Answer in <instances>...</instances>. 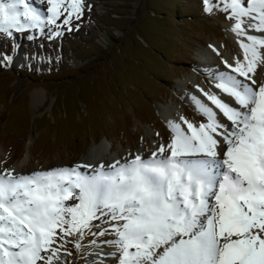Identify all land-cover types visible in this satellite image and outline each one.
Returning a JSON list of instances; mask_svg holds the SVG:
<instances>
[{"label": "snow or ice", "instance_id": "6c2138e0", "mask_svg": "<svg viewBox=\"0 0 264 264\" xmlns=\"http://www.w3.org/2000/svg\"><path fill=\"white\" fill-rule=\"evenodd\" d=\"M47 3L45 14L29 0H0V33L47 27L50 37L60 36L85 8L83 0ZM204 3L210 11L209 0ZM217 6L243 37L242 58L225 60L230 71L212 75L234 103L200 89L211 106L193 100L205 120L195 124L181 116L186 128L169 121L170 142L147 159L137 154L107 167L101 162L27 175L4 169L0 264H56L66 237H82L101 218L114 222L108 227L116 238L104 243L115 245L109 255H118V264H264V82L250 75L264 60V39L249 33L264 32V0H219Z\"/></svg>", "mask_w": 264, "mask_h": 264}, {"label": "rangeland", "instance_id": "374dc122", "mask_svg": "<svg viewBox=\"0 0 264 264\" xmlns=\"http://www.w3.org/2000/svg\"><path fill=\"white\" fill-rule=\"evenodd\" d=\"M29 2L46 14L47 0ZM83 3V15L72 19L70 31L62 26L60 36L50 37L47 27L43 33H0L1 171L20 169L13 174L27 175L72 167L100 142L105 166L114 162L113 156L125 162L137 154L150 158L171 140L159 108L172 104L194 114L176 82L188 76L193 84H205L204 91L215 85V73L209 72L213 66H200L196 58L199 49L214 44L220 49L214 51L217 64L235 51L222 32L233 21L217 6L219 0H209L210 11L204 0ZM259 80L264 82V73ZM34 92L41 94L36 104ZM194 115L199 119L190 116L195 124L205 120ZM91 223L82 237H66L56 264H118V255H109L115 245L104 243L116 238L108 227L114 222L101 218ZM101 229L104 234L94 235ZM90 254L94 257L87 260Z\"/></svg>", "mask_w": 264, "mask_h": 264}, {"label": "bare ground", "instance_id": "6f19581e", "mask_svg": "<svg viewBox=\"0 0 264 264\" xmlns=\"http://www.w3.org/2000/svg\"><path fill=\"white\" fill-rule=\"evenodd\" d=\"M222 32L224 33L225 38L232 44L233 49L235 50L234 54H230L229 56H226V57L224 56L222 58V60L218 64L215 63V60L213 58H214V55H215L214 51L215 50H219L220 51V49L215 47L214 44H210L207 47H203V48L199 49V51L196 54V58H198L197 60H199L200 66H208V67H209V65L213 66V67L209 68V72H211V73L212 72L215 73L216 71H225V70L230 71V69H226V65L224 64V61L227 60L229 63H233L234 64L236 58H242V52H241V49L239 47V40L243 39V37H238L231 30V24H228V23H226V24H224L222 26ZM249 33L252 34V35L257 36L258 38L264 39V32L255 31V30L250 29ZM221 45H223L222 47L227 46L224 41L221 42ZM228 48H229V46H228ZM260 51H261L262 56H264V47H262L260 49ZM230 52H231V50H230ZM262 73H264V60L258 61L257 67L254 70V73H252L250 75H252L253 79L256 80L259 83V82H263L262 80L261 81L259 80L260 79V75ZM183 77L184 78L182 80H179V81L176 82V88L178 89L179 93H181V95L185 98V100L189 102L188 104L190 105V108H191L192 112L194 114L195 113L196 114H200L198 112V110H197V105L195 104V101L193 100V96L199 98L203 103L209 104V106H211L210 102L207 101L206 97L200 91L201 87L204 86L205 84L202 83V86H199V84H197V83L193 84L192 80L190 78H188V76H183ZM238 78L243 81V79L241 77H238ZM215 84H216V82H215ZM211 86L212 87L207 89V91L219 93L221 95L222 99H225V100H228V101L234 103V101H232L231 97L224 96L223 93H221L220 90L215 87V85H211ZM204 87H206V86H204ZM253 87H255V85H253ZM40 95L41 94L39 92H34L32 94V101L34 102V104L39 102V98L41 97ZM180 109H182L180 112H182V115H183L184 118H186L187 120L191 121V119H190V116H191V117L194 118V120L197 123L199 122V119L194 114H192V115L188 114L185 111V109L182 108V106H181ZM216 111H217V114H218V118L221 119V120H225L224 117L221 114H219L218 110H216ZM180 112L178 111L177 106H174L172 104H169L167 106H162L161 108H159L160 117L167 124V127H168L169 130H170L169 124H168L169 121L179 122V123L182 124V126H184L183 122H181V120H180V117H181L180 116ZM225 123H226V120H225ZM184 127L186 128V126H184ZM171 136H172V133H171ZM103 148H105V147H104L102 142L98 143V145H91L90 147L87 148L85 154H82V156H80L78 159H76L74 161L72 166L91 164V165H93L95 167V166H98L101 162L104 163V159H106V158L104 157L102 159V156H101ZM109 150H110V148L107 149V151H109ZM167 154H168V152H167ZM143 159H146L145 156H144ZM112 160L116 161V157L113 156L110 161L112 162ZM117 161H119L121 163L123 160L118 158ZM124 162L125 161H123V163ZM80 170L84 171V172L91 173L94 169L93 168L92 169L81 168ZM2 171H1V166H0V172H2ZM19 171H21V170L19 169L17 171H13V173H17L18 174ZM103 254H104V256H106L105 252H103ZM93 255L94 254H90L88 256L87 260L92 259V257H94ZM91 261H94V260H91Z\"/></svg>", "mask_w": 264, "mask_h": 264}]
</instances>
